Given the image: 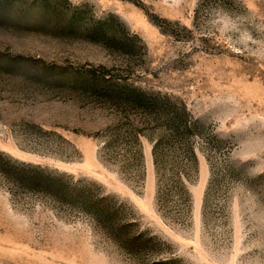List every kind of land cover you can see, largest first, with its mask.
Returning <instances> with one entry per match:
<instances>
[{"label":"rangeland","instance_id":"rangeland-1","mask_svg":"<svg viewBox=\"0 0 264 264\" xmlns=\"http://www.w3.org/2000/svg\"><path fill=\"white\" fill-rule=\"evenodd\" d=\"M69 2L139 41L125 53L0 21V153L88 184L156 240L128 253L91 216L0 173V264H264V0ZM17 56L46 76L5 66ZM89 70L183 103L192 134L91 92L77 78Z\"/></svg>","mask_w":264,"mask_h":264},{"label":"trees","instance_id":"trees-1","mask_svg":"<svg viewBox=\"0 0 264 264\" xmlns=\"http://www.w3.org/2000/svg\"><path fill=\"white\" fill-rule=\"evenodd\" d=\"M66 7L74 8L69 0H0V21H9L15 25L35 24L48 33L100 42L125 53L132 51L139 41V38L130 34L114 15L104 20L87 21L84 10L74 8L68 13L65 12ZM148 16L164 32L177 38L178 34L174 29L163 25L168 23L166 20H159L150 14ZM34 64L23 56H17L16 60L7 62L5 66L23 65L22 69L30 71L33 77L46 76L47 67L41 69ZM76 74L80 76L81 72L77 71ZM82 76L77 78L84 80V86L88 90L117 107L138 109L145 113L147 111L161 113L169 124V132L175 136L174 138L184 133L192 134L196 123L190 119L183 103L172 102L167 97L161 100L156 94L147 93L132 84L120 83L105 74L98 76L94 71L89 70L87 75ZM54 79L57 81L58 77L54 76ZM159 147L161 141L154 150L157 164ZM188 153L194 155L192 150ZM0 173L11 183L13 189L44 194L60 205L76 208L91 216L118 247L128 253L137 255L138 249L156 240L152 236L147 237L144 232H132L133 223L122 218L121 205L99 192H93L91 186L75 181L68 175L48 172L32 164L17 162L3 153H0ZM166 258L170 259L156 260L151 264H171L179 261L174 254Z\"/></svg>","mask_w":264,"mask_h":264}]
</instances>
